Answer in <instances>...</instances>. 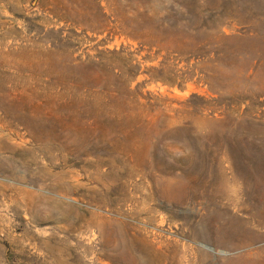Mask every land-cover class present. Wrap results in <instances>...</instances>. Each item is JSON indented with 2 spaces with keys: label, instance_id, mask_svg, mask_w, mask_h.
I'll return each instance as SVG.
<instances>
[{
  "label": "rangeland",
  "instance_id": "rangeland-1",
  "mask_svg": "<svg viewBox=\"0 0 264 264\" xmlns=\"http://www.w3.org/2000/svg\"><path fill=\"white\" fill-rule=\"evenodd\" d=\"M0 264H264V0H0Z\"/></svg>",
  "mask_w": 264,
  "mask_h": 264
},
{
  "label": "trees",
  "instance_id": "trees-1",
  "mask_svg": "<svg viewBox=\"0 0 264 264\" xmlns=\"http://www.w3.org/2000/svg\"><path fill=\"white\" fill-rule=\"evenodd\" d=\"M59 32V31H58ZM191 98H192V100H194V99H199V100H201V103H194L195 105H198V106H200V108H203L204 107V105L206 104V102L202 99V98H200V97H198V96H196V95H193V96H191Z\"/></svg>",
  "mask_w": 264,
  "mask_h": 264
}]
</instances>
